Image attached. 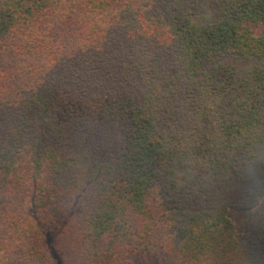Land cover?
<instances>
[{
  "label": "trees",
  "instance_id": "1",
  "mask_svg": "<svg viewBox=\"0 0 264 264\" xmlns=\"http://www.w3.org/2000/svg\"><path fill=\"white\" fill-rule=\"evenodd\" d=\"M263 201L264 0H0V264H264Z\"/></svg>",
  "mask_w": 264,
  "mask_h": 264
},
{
  "label": "rangeland",
  "instance_id": "2",
  "mask_svg": "<svg viewBox=\"0 0 264 264\" xmlns=\"http://www.w3.org/2000/svg\"><path fill=\"white\" fill-rule=\"evenodd\" d=\"M261 208V209H260ZM264 210V201L256 210ZM252 210H242L238 208H229L228 215L235 225L237 231L245 228L246 219ZM134 264H173L172 260L161 252L139 253L132 257Z\"/></svg>",
  "mask_w": 264,
  "mask_h": 264
}]
</instances>
